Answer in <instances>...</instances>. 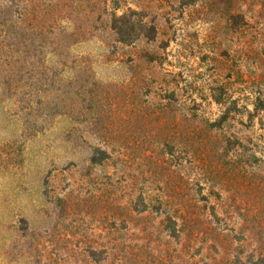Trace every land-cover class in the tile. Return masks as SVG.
Returning a JSON list of instances; mask_svg holds the SVG:
<instances>
[{
	"label": "rangeland",
	"instance_id": "rangeland-1",
	"mask_svg": "<svg viewBox=\"0 0 264 264\" xmlns=\"http://www.w3.org/2000/svg\"><path fill=\"white\" fill-rule=\"evenodd\" d=\"M0 264H264V0H0Z\"/></svg>",
	"mask_w": 264,
	"mask_h": 264
},
{
	"label": "trees",
	"instance_id": "trees-1",
	"mask_svg": "<svg viewBox=\"0 0 264 264\" xmlns=\"http://www.w3.org/2000/svg\"><path fill=\"white\" fill-rule=\"evenodd\" d=\"M41 76H43V77L47 78V75H46L45 73H42V75H41Z\"/></svg>",
	"mask_w": 264,
	"mask_h": 264
}]
</instances>
